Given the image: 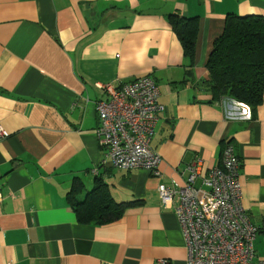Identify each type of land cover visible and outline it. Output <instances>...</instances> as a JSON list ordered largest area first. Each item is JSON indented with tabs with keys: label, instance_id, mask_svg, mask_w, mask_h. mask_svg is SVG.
Returning a JSON list of instances; mask_svg holds the SVG:
<instances>
[{
	"label": "crops",
	"instance_id": "0c3cea01",
	"mask_svg": "<svg viewBox=\"0 0 264 264\" xmlns=\"http://www.w3.org/2000/svg\"><path fill=\"white\" fill-rule=\"evenodd\" d=\"M172 13L198 17L193 63ZM230 13L264 15V0H0V119L10 132L0 139V264H187L159 185H184L197 158L203 173L221 165L228 142L242 160L243 204L264 259V98L252 112L205 83ZM145 74L164 106L151 142L160 176L103 164L96 134L98 83ZM100 184L123 214L82 223L75 204Z\"/></svg>",
	"mask_w": 264,
	"mask_h": 264
},
{
	"label": "built area",
	"instance_id": "2783aa9c",
	"mask_svg": "<svg viewBox=\"0 0 264 264\" xmlns=\"http://www.w3.org/2000/svg\"><path fill=\"white\" fill-rule=\"evenodd\" d=\"M105 97L96 101L100 147L122 170L143 168L160 176L161 156L151 145L164 106L156 79L140 75L119 86L98 83ZM10 136L0 119V139ZM222 164L203 173L201 158L188 166L182 186L159 185L165 206L172 204L186 242L187 264H264L255 249L258 227L243 204L242 160L225 144ZM200 178L201 185H196ZM2 195L0 194V202Z\"/></svg>",
	"mask_w": 264,
	"mask_h": 264
},
{
	"label": "trees",
	"instance_id": "16d2710c",
	"mask_svg": "<svg viewBox=\"0 0 264 264\" xmlns=\"http://www.w3.org/2000/svg\"><path fill=\"white\" fill-rule=\"evenodd\" d=\"M185 55L195 60L199 31L198 17L189 18L174 13L169 16ZM209 78L206 86L214 98L225 96L255 110L264 98V15L228 14L222 34L215 40L209 55ZM76 186L74 193L79 192ZM82 223L105 224L118 220L124 206L112 201L103 184L90 191L84 201L75 204Z\"/></svg>",
	"mask_w": 264,
	"mask_h": 264
}]
</instances>
